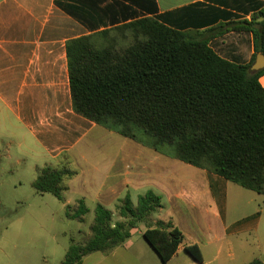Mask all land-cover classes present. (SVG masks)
<instances>
[{
    "label": "crops",
    "instance_id": "obj_1",
    "mask_svg": "<svg viewBox=\"0 0 264 264\" xmlns=\"http://www.w3.org/2000/svg\"><path fill=\"white\" fill-rule=\"evenodd\" d=\"M263 9L264 0H0V169L23 167L34 187L44 167H67L74 176L63 202L83 200L89 212L99 204L114 212L127 195L135 205L149 191L161 196L163 208L148 223L91 264H164L143 236L158 222L185 236L167 264H235L224 241L259 223V196L77 114L67 49L74 39L152 18L196 33L223 59L248 65L255 37L238 29L259 22L253 16ZM260 83L264 88V75ZM136 235L151 250H133ZM186 242L200 247L202 262L185 250ZM213 244L218 249L205 253L202 246Z\"/></svg>",
    "mask_w": 264,
    "mask_h": 264
},
{
    "label": "trees",
    "instance_id": "obj_2",
    "mask_svg": "<svg viewBox=\"0 0 264 264\" xmlns=\"http://www.w3.org/2000/svg\"><path fill=\"white\" fill-rule=\"evenodd\" d=\"M239 31H252L256 55L248 65L220 57L208 41L152 18H142L68 42L70 88L75 112L120 135L144 142L178 160L264 196V69L251 71L264 54V9ZM256 25V28H255ZM254 27L249 29V27ZM67 167L46 166L35 190L64 201ZM67 216L81 223L83 200ZM163 208L153 191L135 205L127 195L116 213L99 204L85 244H72L61 264L124 245L133 230ZM115 216L119 220L115 221ZM144 238L167 264L185 241L172 223L148 225ZM185 250L202 262L197 244ZM248 264H264L254 259Z\"/></svg>",
    "mask_w": 264,
    "mask_h": 264
},
{
    "label": "rangeland",
    "instance_id": "obj_3",
    "mask_svg": "<svg viewBox=\"0 0 264 264\" xmlns=\"http://www.w3.org/2000/svg\"><path fill=\"white\" fill-rule=\"evenodd\" d=\"M18 169L12 173L0 169V264H61L72 244L82 245L89 241L95 210L86 215L84 223L70 219L67 216L69 205L53 194H38L32 187L34 178L30 172L23 167ZM19 183H23V187ZM245 192L259 196L261 219L252 230L230 234L224 241V250L236 256L235 264H248L254 259L264 262V196ZM76 209L77 204L71 205L70 214L73 215ZM114 219L119 220L117 216ZM135 242L133 250H153L143 237L136 235ZM218 247L219 244L202 246L205 253ZM100 257L101 252L93 253L86 264L93 260L97 262Z\"/></svg>",
    "mask_w": 264,
    "mask_h": 264
},
{
    "label": "water",
    "instance_id": "obj_4",
    "mask_svg": "<svg viewBox=\"0 0 264 264\" xmlns=\"http://www.w3.org/2000/svg\"><path fill=\"white\" fill-rule=\"evenodd\" d=\"M264 69V54H258L255 63L251 67L253 73ZM148 242V241H147ZM149 244V243H148ZM150 245V244H149ZM151 246V245H150ZM152 247V246H151Z\"/></svg>",
    "mask_w": 264,
    "mask_h": 264
}]
</instances>
